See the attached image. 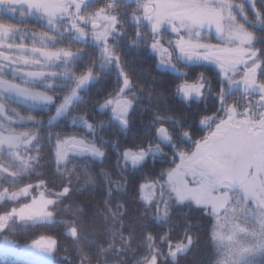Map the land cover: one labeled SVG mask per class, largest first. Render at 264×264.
I'll use <instances>...</instances> for the list:
<instances>
[{
    "label": "snow or ice",
    "instance_id": "obj_1",
    "mask_svg": "<svg viewBox=\"0 0 264 264\" xmlns=\"http://www.w3.org/2000/svg\"><path fill=\"white\" fill-rule=\"evenodd\" d=\"M33 17L39 28L31 25ZM125 43L155 53L177 73L181 82L173 84L172 96L182 108L205 104L197 123L206 135L171 111L161 92L152 94L163 110L131 144L120 141L131 128L137 90L143 91L122 59ZM200 62L218 69L215 91L204 72L192 82L181 72ZM106 68L116 74L112 90L102 100L85 99L96 73ZM37 110L47 113L48 125L70 119L82 131L42 135L45 118ZM99 113L105 119L97 120ZM105 128L117 139H105ZM45 136L54 149L51 177L38 171ZM109 148L118 179L100 170L103 209L86 212L73 197L82 191L81 179L96 183L91 162L107 159ZM157 154L172 166L139 185L143 208L133 212L122 199L130 185L125 172ZM33 175L38 182H25ZM0 185V233L18 222L52 223L63 206L71 219L62 222L80 264H108V253L134 245L142 257L136 264L169 258L178 264L194 243L190 222L185 218L175 243L172 229L155 234L146 223L151 213L161 226L168 224L174 205L208 217L213 264H264V0H0ZM58 244L40 236L18 248L5 238L0 252L26 264H54Z\"/></svg>",
    "mask_w": 264,
    "mask_h": 264
},
{
    "label": "trees",
    "instance_id": "obj_2",
    "mask_svg": "<svg viewBox=\"0 0 264 264\" xmlns=\"http://www.w3.org/2000/svg\"><path fill=\"white\" fill-rule=\"evenodd\" d=\"M239 2V0H237ZM251 13V9L249 8ZM6 15V14H4ZM32 26L39 28L40 21H36L35 18H31L30 21ZM212 37L213 35L210 34ZM216 42L214 37L213 41ZM122 59L127 62V68L130 71L133 79L138 81L143 91L137 90V96L139 103L137 104L134 112L132 113V124L130 130L125 134L120 135L119 139L121 142L127 140V143L131 144L134 139L139 137L140 130L143 126L150 122L151 117L156 113L159 108L163 110L165 105L158 101L157 96L152 93L163 92L168 97L171 111L186 116L185 123L192 124L194 128H198L201 134H205L206 128L203 125H199L197 121L201 118L200 113L205 110V104L203 102H196L191 107H181L179 98L172 96L173 84L181 81L176 80L177 74L171 73L167 70H163L158 67V58L151 51H143L138 48H129L126 43L121 46ZM181 72H186L189 75V82H192L195 77L200 73L204 72L206 77L211 78L213 84V91H215L216 82L218 79V72L213 67L207 65H186L181 66ZM99 79L90 84L88 92L84 93L85 99H101L112 90L115 83L116 74L114 70L103 69L96 73ZM213 96L209 94L208 106L211 107ZM41 116L45 118V127L42 130V135L47 132H80L82 131L78 127L74 126L71 120H58L53 121L51 125L47 124V113L40 112ZM105 119L103 113L97 115V120ZM177 133L179 129H176ZM105 139L116 140L117 136L112 134L111 129L105 128L102 132ZM55 138L53 137V140ZM43 153L42 156H46V160L40 161V167L38 171L42 172L45 177H51L54 170L52 161V155L54 149L48 142L46 136L42 141ZM167 151V149H164ZM122 164V162H121ZM172 165L161 159L160 154H157L155 158L149 157L143 167L132 169L131 165L128 166V170L125 175L130 180L129 190L123 194L122 199L126 206L133 212H140L143 208V201L139 199V185L145 182V178L151 179L161 167L168 168ZM92 171L96 173V183L85 184L81 179L78 187L82 188L81 192L74 195L73 200L75 203L83 206L86 212L93 210L100 211L103 209L102 197L105 191V179L104 176L99 175L100 170L103 168L109 173L114 181L118 179V170L116 167V153L108 149L107 159L95 160L91 162ZM41 177L33 175L30 181L36 183ZM57 185L60 181H56ZM1 186V185H0ZM2 210V209H0ZM171 220L168 224L161 226V221L153 217L151 213L146 217V223L149 230L155 234H162L169 229H172L171 236L172 242L179 241L186 228L185 218L191 224V231L189 235L193 237L194 243L186 252L178 257V264H213L215 256V248L211 244L209 239V219L206 216H202L199 209L193 207L189 209L187 206L174 205L170 209ZM71 219L70 213L64 211L63 206L57 209L54 217V222L33 226L30 223H16L4 233L6 238L16 243V246L26 247L31 245L33 240L39 239L40 236H49L58 240V249L54 256L63 259L65 257L72 260L74 263L80 262V256L77 254L73 240L66 235V227L62 221H68ZM105 239H107L105 237ZM106 246V245H105ZM117 248L120 247L117 243ZM167 253L166 246L161 245ZM108 264H136L139 259L142 261L140 250L133 246L132 249L127 252H121L119 255L108 253L106 256ZM96 260V256L93 255V261ZM0 264H26L24 258L4 254L0 252ZM161 264H172L171 258L165 259Z\"/></svg>",
    "mask_w": 264,
    "mask_h": 264
},
{
    "label": "rangeland",
    "instance_id": "obj_3",
    "mask_svg": "<svg viewBox=\"0 0 264 264\" xmlns=\"http://www.w3.org/2000/svg\"><path fill=\"white\" fill-rule=\"evenodd\" d=\"M35 18V20L37 21L38 20V18H36V17H34ZM39 21V20H38ZM41 22V21H40ZM210 34H212L213 35V37L215 38V31L213 30ZM155 56H157L155 53H153ZM157 58H158V61H159V57L157 56ZM199 64H203V65H207L208 67H213L214 69H216L217 70V72H218V69L216 68V66L215 65H213V64H209V63H204V62H200V63H196V64H187V65H199ZM158 67L159 68H161V69H163V70H171L169 67H167V66H165V65H162V64H160V63H158ZM107 69V68H106ZM172 71V70H171ZM93 83V82H92ZM207 134V130L205 131V135ZM44 159L46 160L47 158H46V156L45 155H43V159H41V161H44ZM178 162V161H177ZM2 186V185H1ZM6 238V236L4 235V233H0V243H2L3 242V240ZM13 242V241H12ZM13 244L14 245H16V243H14L13 242ZM28 246H30V245H28ZM19 248V247H18ZM21 248H23V247H21ZM53 260H54V264H69V261L68 260H66L65 258H63V259H60V258H58V257H56V256H54L53 257ZM71 261V264H80V262H78V263H74L72 260H70Z\"/></svg>",
    "mask_w": 264,
    "mask_h": 264
},
{
    "label": "flooded vegetation",
    "instance_id": "obj_4",
    "mask_svg": "<svg viewBox=\"0 0 264 264\" xmlns=\"http://www.w3.org/2000/svg\"><path fill=\"white\" fill-rule=\"evenodd\" d=\"M167 71H169V72H171V73H175V72H173V71H171V70H167ZM175 74H177V73H175Z\"/></svg>",
    "mask_w": 264,
    "mask_h": 264
}]
</instances>
